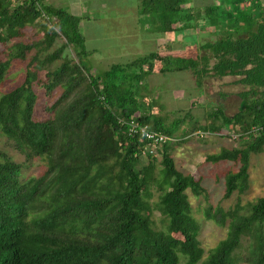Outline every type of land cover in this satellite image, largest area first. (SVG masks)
<instances>
[{
  "label": "trees",
  "instance_id": "trees-1",
  "mask_svg": "<svg viewBox=\"0 0 264 264\" xmlns=\"http://www.w3.org/2000/svg\"><path fill=\"white\" fill-rule=\"evenodd\" d=\"M39 2L48 20L33 1L0 0V44L6 47L0 83L14 61L25 68L22 82L0 95V132L26 161L46 160L41 175L22 178L23 164L0 150V264H264V196L247 207L205 208L208 219L227 222V231L204 257L187 195L205 193L201 180L176 167L170 142L154 156L143 155L140 138L118 121L135 115L174 136L190 111L170 124L146 113L142 89L150 75L186 70L197 88L206 77H238L244 89L237 114L226 115L218 103L203 129L240 127L243 145L209 159L238 163L224 176V199L246 191L250 154L264 147V0H143L142 11L157 17L161 32L205 28L217 34L194 56L152 51L94 76L81 60L88 50L80 18ZM35 26L42 35L22 39L24 29ZM57 39L60 45L50 50ZM68 47L77 60L63 56ZM34 83L47 96L59 90L41 118ZM155 211L165 229L155 227Z\"/></svg>",
  "mask_w": 264,
  "mask_h": 264
},
{
  "label": "rangeland",
  "instance_id": "rangeland-1",
  "mask_svg": "<svg viewBox=\"0 0 264 264\" xmlns=\"http://www.w3.org/2000/svg\"><path fill=\"white\" fill-rule=\"evenodd\" d=\"M83 1H85V4L81 9L87 18H83V20L80 18V22L82 20V28L80 30L83 35H87L85 29H83L84 21H87L91 30L90 35L84 37V39L86 38L84 43L86 49L93 47L98 49L97 53L107 55L105 51L111 52L113 48L125 45L128 38L132 42L139 39L137 34L139 30L137 24L134 23L135 16H132L129 10L132 5L131 2L134 0H127V6H121L124 0ZM209 1L195 0V4L204 5ZM61 2L63 0H60ZM113 2H116V4L112 6ZM61 5L62 8H67L65 3ZM76 7L80 8V6ZM125 9L127 11L122 13L121 11ZM39 22L45 24L43 21L39 20ZM144 24H146L145 20ZM140 29L143 30V27L140 26ZM215 34L217 33L211 31V29H198L190 34V41L185 42L183 46L178 43H182V40L175 41V53L181 50V52H185V55L194 56L197 53L198 45L206 40H213ZM41 35L42 30L38 26L28 27L24 29L22 39L32 40ZM180 38L182 37L180 36ZM60 43L61 39H57L50 50L58 47ZM153 47L152 44H145V48L142 47V50H140L141 54H136V52L133 54L128 53V56L119 58L117 62L123 63L144 55L143 52L147 53ZM5 53L6 47L1 43L0 59L5 57ZM90 53L91 51L88 50V57H91L92 54ZM63 56L73 57L74 60L77 58L74 51L69 47L64 50ZM87 56L81 57L86 67H88L86 63ZM60 60L58 59L49 64L47 68L49 70L53 69L60 63ZM105 68L106 65H97L95 70L88 67L87 71L94 76L109 69ZM44 71L45 69L41 70L40 75H43ZM24 72L23 64L20 61H14L0 83V95L19 85L24 78ZM237 78L235 76L222 78L206 77L203 80L202 87L197 88L188 71L172 70L165 73H153L148 77L142 89L143 99L141 100L147 108L145 110L146 113L162 117L167 124H170L176 118H181L187 111H190V116L184 117L175 131L174 136L177 141L170 144L169 151L176 167L183 174H192L195 178H199L205 189V193L201 195H194L190 190H187L192 215L199 223L198 239L203 248L204 257L212 251L218 241L225 237L227 231V222L224 225H218L212 219H208L205 216V208L210 205L230 210L233 209L236 203L247 207L248 204L253 203L257 198L264 196V147L260 152L250 154L249 187L243 193L234 192L227 199L223 198L224 176L230 171L237 170L238 163L209 159L210 156L218 154L222 148L240 147L243 145V140H247L242 139V131L237 125L232 130L227 127H221L214 132L203 129L208 121L206 113L218 103L223 105L226 115L234 116L237 114L240 102L238 93L244 89L242 85L236 83ZM34 87L38 94L36 116L41 118L45 116L43 106L51 103L59 90L47 96L41 85L34 83ZM197 132L205 134L201 136ZM0 150L15 161L23 164L22 178L39 176L45 170V159L34 158L31 161H26L25 156L17 151L1 132ZM147 160L148 158H143L141 162L144 164ZM159 167L158 158L157 169ZM153 194V200H156L158 194L156 188L153 189ZM152 218L157 229H165V225L156 211L153 213ZM176 236L180 237L179 234H176Z\"/></svg>",
  "mask_w": 264,
  "mask_h": 264
},
{
  "label": "crops",
  "instance_id": "crops-1",
  "mask_svg": "<svg viewBox=\"0 0 264 264\" xmlns=\"http://www.w3.org/2000/svg\"><path fill=\"white\" fill-rule=\"evenodd\" d=\"M42 2L45 6H52V7H61L62 6L61 4L65 3V6H67L66 9L71 14L81 18L82 20L83 18H87V16L83 14L82 9H81V7L85 4V1L83 0H63V2L61 3H60V0H42ZM113 4H116V2L115 3L113 2L112 6ZM131 4L132 5L130 6L129 10L132 16H135L134 23L137 24V27L139 30L137 32L139 39H137V41L132 42L130 38H128L125 45H119V47L113 48L111 52L105 51V54L107 53V55L97 53L98 49L96 48L95 49L93 47L89 49L87 48V50L91 51L90 54H92L91 57L87 56V59H86V63L88 67L95 70L97 65H106L105 69H108L112 64L118 63L117 60L119 58H124L125 56H128V53L133 54L136 52V54L137 53L141 54L140 50H142V47L145 48V44H148V43L152 44L154 47L152 50H149L147 53L143 52L144 55L152 51L159 53L161 56H184L185 55V52L184 51L181 52V50L180 52L175 53V46H174L175 41L182 40V43L180 42L178 43L183 46L185 42L187 43L190 41V37H191L190 34L192 33V31H184L183 33H176L172 31L161 32L157 27L158 25L157 17L154 14L149 15L148 13L146 14L142 11L143 0H134L133 2H131ZM76 6H80V8ZM121 6H127V0H124ZM123 11H127V9L122 10L121 12L124 13ZM82 20L79 25L80 29L82 28ZM144 20L146 24H144ZM140 26L143 27V30L140 29ZM83 29H85V32L87 34V35L84 34L83 35L84 37L90 35L91 30L87 24V21L83 22ZM180 36L182 38H180ZM133 59H130L128 61H131ZM126 62H123V63H126ZM159 65L160 64H158V61H156L155 69L159 68Z\"/></svg>",
  "mask_w": 264,
  "mask_h": 264
},
{
  "label": "built area",
  "instance_id": "built-area-1",
  "mask_svg": "<svg viewBox=\"0 0 264 264\" xmlns=\"http://www.w3.org/2000/svg\"><path fill=\"white\" fill-rule=\"evenodd\" d=\"M18 1H33L41 12V18L44 20L49 19V15L42 9L39 0H18ZM119 123L126 127L127 134L129 136H137L140 138L143 149V155H152L156 154V150L161 147L163 144L168 142L174 143L177 141L175 136L165 134L159 130L150 128L147 124L140 122L135 115H132L130 118H119ZM197 134L203 136L202 132H197ZM235 136V135H234Z\"/></svg>",
  "mask_w": 264,
  "mask_h": 264
}]
</instances>
